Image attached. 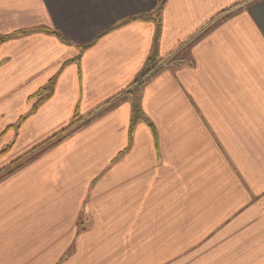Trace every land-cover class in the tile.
Returning <instances> with one entry per match:
<instances>
[{
	"label": "crops",
	"instance_id": "obj_1",
	"mask_svg": "<svg viewBox=\"0 0 264 264\" xmlns=\"http://www.w3.org/2000/svg\"><path fill=\"white\" fill-rule=\"evenodd\" d=\"M158 2L0 0V136L54 81L0 170L86 121L0 179V264H264V0Z\"/></svg>",
	"mask_w": 264,
	"mask_h": 264
},
{
	"label": "rangeland",
	"instance_id": "obj_2",
	"mask_svg": "<svg viewBox=\"0 0 264 264\" xmlns=\"http://www.w3.org/2000/svg\"><path fill=\"white\" fill-rule=\"evenodd\" d=\"M53 91H54V81L51 78L46 83H44L40 89H38L36 92L31 94L26 99L25 102H23L21 105L17 107V113L15 117L8 124V127H6L2 131V134L0 136V146H1L0 154L2 152V149L6 150L7 146H9V148L11 149L12 147L15 148L17 139H18L17 141L18 148L21 146L22 140L23 142L25 141V143H28L32 139H35L34 137H31L29 135L25 137L24 136L18 137V131L21 128L20 126L24 122H26L27 119H29L35 113V111L38 110L39 107L43 106L46 103V101L52 96ZM108 103L104 105H107ZM98 109L99 108L92 111V113L97 111ZM75 112H78L77 106L75 107L74 113L70 115L68 120H62L61 118H57V119H53V121L44 122L47 127L56 126L57 124H60L59 130L56 129L55 130L56 132H54L55 134L52 137L50 136L46 140L40 142L35 149H30L25 154H22V156H20V158L13 161L8 168L6 167L0 170V179L1 178L3 179L4 177H6L8 173L14 171L12 168L15 165H18L22 161L28 160L31 157L40 154L45 149L47 150L49 148H52L57 143L61 142L65 137H68L72 135L75 131H77L86 121H83L85 119L82 118L83 116H80L79 114H75ZM57 117H61V116H57ZM31 122L34 121L28 120L27 124H30ZM5 150L3 152H5Z\"/></svg>",
	"mask_w": 264,
	"mask_h": 264
},
{
	"label": "trees",
	"instance_id": "obj_3",
	"mask_svg": "<svg viewBox=\"0 0 264 264\" xmlns=\"http://www.w3.org/2000/svg\"><path fill=\"white\" fill-rule=\"evenodd\" d=\"M163 4H164V0H159V2H158V6H157V8H156V10H155V14H156V16H157V18H159V14H160V12H161V9H162V7H163ZM235 7H237V5H235L234 7H232V8H235ZM232 8H230V9H232ZM227 11V10H226ZM229 11V10H228ZM25 32H23V33H20V34H24ZM5 39H7V37H5V38H0V43L2 42V41H4ZM148 65H149V63H148ZM157 65L158 64H156V65H152L151 67H148V68H146V69H144L141 73H140V75L138 76V78L128 87V90L129 89H132V88H135V87H137V86H139L140 85V83L144 80V79H146L150 74H152L153 72H154V70L156 69V67H157ZM136 113V112H135Z\"/></svg>",
	"mask_w": 264,
	"mask_h": 264
},
{
	"label": "snow or ice",
	"instance_id": "obj_4",
	"mask_svg": "<svg viewBox=\"0 0 264 264\" xmlns=\"http://www.w3.org/2000/svg\"><path fill=\"white\" fill-rule=\"evenodd\" d=\"M68 2L69 0H51V7L53 12L55 13L57 9L62 8ZM85 23L86 22L83 19L77 16H71L66 21L67 27L69 29L83 26Z\"/></svg>",
	"mask_w": 264,
	"mask_h": 264
}]
</instances>
